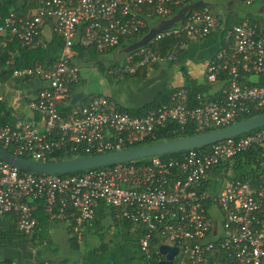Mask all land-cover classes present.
<instances>
[{"label":"built area","instance_id":"obj_1","mask_svg":"<svg viewBox=\"0 0 264 264\" xmlns=\"http://www.w3.org/2000/svg\"><path fill=\"white\" fill-rule=\"evenodd\" d=\"M33 1L35 11L22 17L11 12L0 22V35L15 37L22 48L45 46L38 37L53 21L63 48L50 66L12 70L14 78L43 84L28 103L39 125L0 119V144L16 157L47 162L59 152L74 158L100 155L142 145L167 127L176 134L188 128L199 134L264 113V16L228 27L226 17L219 18L208 4L129 50L124 65L109 74H134L148 65L175 62L176 53L161 57L151 50L163 38L204 40L217 34L219 48L203 73L212 91L190 94L180 86L168 103L141 115L119 109L105 96H93L62 117L58 103L69 100L71 88L79 83V69L70 64L75 44L102 53L118 46L121 38L139 33L148 18L145 11L168 20L192 0ZM237 1L246 7L256 2ZM186 48L182 41L177 45V50ZM244 77L253 85L244 83ZM249 151L259 154L252 166L254 181L224 178L220 170ZM98 204L136 228L145 264L163 259L161 245L176 248L172 264H264V127L177 156H153L69 175L19 171L0 160V218L12 217L16 231L36 243L45 242L39 237L34 207H41L47 222H68L80 242L82 227L94 219ZM154 235L162 243L152 252ZM155 255L162 258L152 263Z\"/></svg>","mask_w":264,"mask_h":264},{"label":"crops","instance_id":"obj_2","mask_svg":"<svg viewBox=\"0 0 264 264\" xmlns=\"http://www.w3.org/2000/svg\"><path fill=\"white\" fill-rule=\"evenodd\" d=\"M5 1H10V0H0V2H5ZM238 3L239 2L237 0H226V2L223 5L225 14L231 13L232 14L231 18L237 17V18H241L242 20H245L247 18L251 20L252 19L261 20L262 17L264 16V12H263L264 0H256V2L249 7V9L244 11L237 9L236 5ZM22 4L23 2L21 0H18L17 2L14 3V9H21ZM29 13L30 12L28 11L27 14ZM225 14L224 16L226 17ZM45 27H48V29H50L51 31V37L48 40L41 37L42 32L45 33L44 31ZM52 31L53 30H51V25L49 24L44 25L40 31L38 42L42 44L49 43L52 38ZM202 47L204 49L203 52L201 50ZM15 48H16V44L11 36L0 35V55L6 49H9L10 58L11 59L15 58L18 56L17 50H15ZM218 48H219V41L217 34H213L204 40H200V51L204 53L202 58L203 69H205L207 62L217 52ZM124 50H125L124 53H127L129 49L124 48ZM89 56H90L89 54H86L84 58L80 59L79 61L87 60L86 57H88L89 59L90 58ZM8 64L9 63H7V65ZM114 64L115 63L110 65H114ZM158 64H160V66ZM173 64L175 63L160 62L153 65L152 70H156L158 69L157 67H160L161 72L162 70H165L166 72L169 73L171 68L174 67ZM197 65L198 63H194L192 61L191 63L188 62L189 75L192 79H196L198 82L202 84H206L204 80H199V78L202 77V75L198 78V75L196 74L197 73L196 70L198 67ZM144 68H140L139 70L141 71L138 70L139 72L137 71L136 73L132 74V76L135 75L136 77H144V78L147 77L150 78L151 76L153 77V75L149 74L150 73L149 71L152 70H144ZM112 69H116V67L114 66ZM42 85L43 84L39 79H33L27 81L23 79H17L12 77L11 72L8 73L0 68V119L10 124L21 121V122H30L39 125L40 119L28 109V103L36 97ZM178 87L180 86L179 85L174 87L171 86L169 88H178ZM74 89H76V86ZM161 89L163 90V87H161L159 91L156 93V95L149 100L152 101L154 97L158 96L157 94H159ZM213 89L214 88L211 87L208 92L212 91ZM114 103L119 109L124 110L121 108V105L117 101ZM125 110L128 111L127 109ZM111 230L117 231L116 234L118 235V237L123 236L126 237V240L134 241L135 245L138 247V242H137L138 237H137L136 228L131 224H126L122 220H118L115 217L114 210H112L111 208L107 207L104 204H98V206L95 209L94 219L91 222H87L83 225L80 242H77V240H75L76 238L73 241H71L70 238L73 237L72 236L73 233L71 232L72 233L71 235L69 232L71 230L69 228L68 222H46L43 228L41 226L39 237L42 242H45L44 245L37 244L34 241V238H32L33 240L32 241L30 240V238H27L25 236H23L25 240H20V241L13 240L17 238V235L20 236L21 234H19L15 230L13 218L10 216H5L0 218V248H3L4 246H8V251L4 253L0 252V263L4 260H8L15 264H30L32 261L35 260H39V261L48 260L51 263H56V264H61V263L67 264L73 262H80L81 264H123V263H118V261H116L115 258L112 259L111 260L112 262L110 263L109 261H106L105 257L100 256L98 253V250L106 249V242L108 241L110 242L109 237L115 234V232H112ZM85 245H87V247L89 246L90 249L86 250L82 248ZM111 258L112 257H110V259ZM127 262L128 261H126L124 264H128Z\"/></svg>","mask_w":264,"mask_h":264},{"label":"trees","instance_id":"obj_3","mask_svg":"<svg viewBox=\"0 0 264 264\" xmlns=\"http://www.w3.org/2000/svg\"><path fill=\"white\" fill-rule=\"evenodd\" d=\"M17 1L18 0H10V1H5V2H0V22L6 16H8L11 12L22 17V16H25L28 11L33 12L37 8L36 3L33 0H21L23 2L21 9H14V3ZM198 2H201V0H192V2L190 4L179 7L177 10H175L173 12L171 19L166 20L156 29H159V28H162V27L168 25L172 19H174L176 16H180L183 13V10L185 8H188V6L196 5ZM191 11L192 10H189L186 13H189ZM144 14H146L148 16V18L144 19V26L140 30V32L135 33L132 36L127 37V38L126 37L121 38L119 45H123L125 42H128V41L130 42V40H132V42L130 44H128L129 46L124 47V48L129 49L131 46H133L136 43H138L139 41H141L150 31L156 30V29H152V30L148 29V25L150 24V21L152 19H154L153 13L150 10H147L144 12ZM225 15H226V25L228 27H231L234 24L244 23L245 21L252 22V20L248 19V18L245 20H242L241 18H237V17L231 18V15H232L231 13L230 14L227 13ZM48 24L51 25V30H53V21H50ZM12 38L16 44L15 50H17L18 56L11 59L9 56V49H6L0 55V68L3 71H6L8 73H10V72L12 73V70L14 68L21 69V68H25V67H33L35 65L50 66L53 62H55L58 59V56H59V54L63 48L62 39L59 38L53 31H52V38H51V41L49 43H46L45 46H38L35 48H22L19 41L15 37H12ZM181 41L188 45V43L191 40L186 35L182 36L179 39L178 38H163L161 40L154 42L150 48L155 54H157L161 57H165L167 55V53H169V52L176 53V55H177L176 61L175 62H169V63H175V64H178L180 66L182 78L184 81L183 87L188 89L190 91V94H192L194 92H199L201 94L207 93L209 91V89L212 87V85L211 84H202V83L198 82L196 79H192L190 77L189 73L187 72L185 62L187 60L188 49L177 50V45ZM114 48L105 49L102 53H109ZM102 53L97 52V50L95 48L84 49V48H81L78 44H75L73 46V57L70 59V64L73 66H77V62L80 59H83L86 54H89L90 55L89 57H93L95 55H100ZM7 63H9V64L7 65ZM184 63H185V66H184ZM112 66L114 67L116 65H112ZM98 68L102 73H105V75H107V76L109 75V74H107V71H106L105 67L103 66V64L99 63ZM139 71H141V70H139ZM244 78H245L244 83L253 85V84L247 82L246 77H244ZM74 88H75V86L72 87L70 90V99L69 100L61 101L58 103V110H59V113L62 117H67L69 115L70 111H72L74 108H76V104L71 103L73 96L76 94V90ZM175 90H176V88H169V87L166 89V91L161 90L159 92V94H157L158 96L154 97V99L152 101H150L148 104H145L142 108H140L136 111H128V112L132 115H141V114L146 113L149 110H152V109L159 107L161 104L168 103L170 96L172 95V93ZM86 100L87 99H83L82 102H85ZM245 118H248V117H243V118L239 119V121L243 120ZM2 121L4 122V120H2ZM252 132L253 131L248 132V133L243 134V135H240V136H237L236 138L250 134ZM196 134L197 133L194 132V130H192L191 128L186 129V131L183 133H177L176 134V133H173V128L167 127V128L161 129L158 132V134H156V137L154 139L145 140L143 142V144L159 143L162 141L172 140V139H175L178 137L194 136ZM0 148L3 149L1 144H0ZM7 151L10 152L8 149H7ZM168 156H177V154L165 155L162 157H168ZM258 156H259L258 152L249 151V152H245V153L235 157L232 161V166H231L233 173H234L233 174L234 178L242 180V181H250V180L254 181V179L256 178V174L254 173L252 166L257 165L256 159ZM23 158L27 159V157H23ZM73 158L74 157L70 154H64V153L59 152V153H55V154L51 155L47 159V162L64 161V160H69V159H73ZM227 166H229L228 163L224 167L227 168ZM216 173H217V171L216 172L213 171L212 176H215ZM33 211H34L35 217L39 221L40 227L42 226V228H43V226L45 225V223L47 221H46V217L44 216V214L42 212L41 207H37V208L34 207ZM123 222H125L126 224H130L127 221H123ZM69 232L72 235L71 231H69ZM72 236L73 237L70 238L71 241H73L75 239V236L74 235H72ZM138 236H139V234L137 233V237ZM161 243H162V238L159 235H154L152 242L150 244L151 251L152 252L156 251L158 246ZM154 257L155 258L152 260V263H156V258H162L159 255H155ZM1 263L9 264L10 261L4 260Z\"/></svg>","mask_w":264,"mask_h":264},{"label":"rangeland","instance_id":"obj_4","mask_svg":"<svg viewBox=\"0 0 264 264\" xmlns=\"http://www.w3.org/2000/svg\"><path fill=\"white\" fill-rule=\"evenodd\" d=\"M206 4L211 5L213 12L219 18H223L225 11L223 8L224 3L226 0H201ZM238 10L244 11L249 9L238 3L236 5ZM166 20L154 16V19L150 21L148 25V29H156L159 27L163 22ZM248 22V21H245ZM44 32H42L41 37L45 39H50L51 31L48 27L44 28ZM130 42H125L123 45L116 46L111 52L109 53H102L100 55H95L90 57L84 61H78L77 67L79 69V83L76 84V93L83 92L84 97L77 102L76 104L79 105L82 103L83 99H88L93 96H106L109 97L114 102H118L121 105L122 109H127L128 111H136L140 109L143 105L147 104L153 96L159 91L161 87L163 90L166 91L167 87L171 86H181L184 85V81H182V74L180 70V66L178 64H173V68L168 72L165 70L160 71V67L158 69L152 70V66L148 65L145 67L144 70H152L149 71L151 76L150 78L144 77H136L132 74H123L119 73L118 75L109 74V70L113 68L110 64L115 63V67H121L124 65V47ZM187 60H186V70L188 72V62L191 63H198V67L196 70V74L199 80H203V54L204 51L203 47L201 48L202 52L200 51V40H191L187 45ZM190 55V56H189ZM85 58V59H86ZM99 63L103 64L105 67L108 76L105 73H102L98 65ZM160 63V62H159ZM184 63V66H185ZM201 64V66H200ZM120 65V66H119ZM160 66V64H158ZM157 65V66H158ZM172 67V66H171ZM181 76H180V74ZM189 73V72H188ZM152 84V86H151ZM154 84V85H153ZM165 88V89H164ZM162 90V89H161ZM149 100V101H148ZM148 101V102H147ZM142 105V106H141ZM127 107V108H126ZM132 109V110H131ZM227 168L220 170L224 178L231 179L233 178V170L231 168L232 162L228 164ZM115 232L114 235L110 236V242H106V249L105 250H98L100 256L106 258V261L112 262L111 260L115 258L118 263H125L128 261V264H145L144 258H142V254L139 248L135 245V242L132 240H126V237H118L116 234L117 231L111 230ZM16 241L25 240L23 236L17 235ZM39 244L40 242L37 241ZM168 243H171L168 241ZM84 249H90L87 245L83 246ZM8 251V246H4L0 248V252L4 253ZM110 257H112L110 259ZM159 258H156V260ZM71 261V260H70Z\"/></svg>","mask_w":264,"mask_h":264},{"label":"water","instance_id":"obj_5","mask_svg":"<svg viewBox=\"0 0 264 264\" xmlns=\"http://www.w3.org/2000/svg\"><path fill=\"white\" fill-rule=\"evenodd\" d=\"M207 5L208 4L201 1L196 5L188 6V8L183 10V13L180 16H176L168 25L154 31H150L141 41L131 46L129 50L144 46L157 33L180 21L187 11L195 10L199 7ZM83 97L84 93L78 92L73 96L71 103L76 104ZM262 127H264V113L245 118L217 130L199 133L194 136L178 137L172 140L153 144H142L100 155L85 156L64 161L35 162L21 157H16L8 151L0 148V160L18 169L19 171L38 173L42 175H69L87 170L109 167L115 164L128 163L148 157L165 156L191 149L202 148L226 139L246 134ZM176 252V248L161 245L159 247V253L163 256V259L158 261L157 264H172V259Z\"/></svg>","mask_w":264,"mask_h":264},{"label":"flooded vegetation","instance_id":"obj_6","mask_svg":"<svg viewBox=\"0 0 264 264\" xmlns=\"http://www.w3.org/2000/svg\"><path fill=\"white\" fill-rule=\"evenodd\" d=\"M125 52V51H124Z\"/></svg>","mask_w":264,"mask_h":264}]
</instances>
